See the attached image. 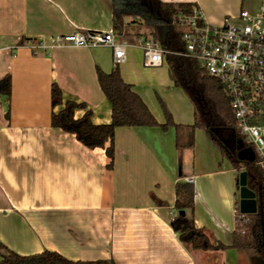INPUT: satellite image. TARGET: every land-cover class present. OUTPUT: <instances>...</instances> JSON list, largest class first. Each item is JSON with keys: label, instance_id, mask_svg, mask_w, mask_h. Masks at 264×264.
<instances>
[{"label": "crops", "instance_id": "crops-1", "mask_svg": "<svg viewBox=\"0 0 264 264\" xmlns=\"http://www.w3.org/2000/svg\"><path fill=\"white\" fill-rule=\"evenodd\" d=\"M162 1L197 5L211 26L242 9L258 13L262 2ZM131 21L125 18L127 25ZM92 31H114L112 0H0V79L12 77L9 119L0 97V242L19 255L49 250L72 261L251 264L235 249H189L173 230L175 185L192 178L196 228L208 231L216 245L232 243L240 203L237 174L203 130H196L193 146L179 151L175 129L118 128L109 169L104 149H89L74 135L52 128L51 115L60 110L51 105L54 83L65 100L85 103L96 125L111 122L97 71L115 68L113 51L65 47L35 55L21 42ZM126 42L131 45L118 65L124 81L160 123L165 118L155 90L166 96L176 124L192 125L193 104L173 87L166 62L148 68L137 46L143 40Z\"/></svg>", "mask_w": 264, "mask_h": 264}, {"label": "trees", "instance_id": "trees-1", "mask_svg": "<svg viewBox=\"0 0 264 264\" xmlns=\"http://www.w3.org/2000/svg\"><path fill=\"white\" fill-rule=\"evenodd\" d=\"M114 31L121 41L137 42L153 40L165 52V62L169 68L173 87L182 90L194 107L192 125H178L173 120L166 103L158 97L163 111L164 122L160 123L149 110L133 86L124 81L118 65L110 73L97 71L99 86L111 105V122L96 125L92 111L83 102L65 100L61 88L51 86L52 128L74 135L89 149H104L110 159L112 169L115 159V132L118 128H160L166 132L175 129L176 146L179 151L194 144L195 132L201 129L210 143L219 150L223 159L230 162L237 174L246 171L248 188L256 194L257 213L243 215L237 200L235 210L236 229L232 243L216 245L211 234L198 229L194 221L195 188L192 183L178 181L175 185V209L182 215L173 221V230L179 234L183 245L200 251H224L235 249L245 254L251 264H264V165L255 147L248 144L237 129L233 111L224 88L219 80L209 76L200 63L183 55L186 51L182 40L184 28L174 23L180 13H190L191 3L164 2L162 0H112ZM143 20L146 33L129 31L125 18ZM25 42V41H24ZM21 42V43H24ZM0 97L5 99L10 117L12 98V77L0 79ZM78 110H85L82 117L76 118ZM184 132L186 135H184ZM186 137V138H185ZM157 204L162 202L154 199ZM0 264H116L113 260L72 261L61 254L46 250L42 253L23 256L10 251L0 242Z\"/></svg>", "mask_w": 264, "mask_h": 264}, {"label": "built area", "instance_id": "built-area-1", "mask_svg": "<svg viewBox=\"0 0 264 264\" xmlns=\"http://www.w3.org/2000/svg\"><path fill=\"white\" fill-rule=\"evenodd\" d=\"M174 23L184 28L182 40L186 51L183 55L197 60L209 76L220 81L238 131L255 147L264 165V0L258 13L242 9L238 16L225 18L220 26L207 24L197 6H192L190 13L178 14ZM116 37L115 31L76 32L27 40L23 45L35 55L65 47H108L113 51L115 64L119 65L131 44ZM137 46L143 51L146 67L164 64L165 52L157 42L147 40ZM187 182L192 183L193 179ZM177 217L178 213H173L172 221Z\"/></svg>", "mask_w": 264, "mask_h": 264}, {"label": "water", "instance_id": "water-1", "mask_svg": "<svg viewBox=\"0 0 264 264\" xmlns=\"http://www.w3.org/2000/svg\"><path fill=\"white\" fill-rule=\"evenodd\" d=\"M248 174L246 171H243L239 174V210L243 215H252L256 214L258 207L256 201V194L248 188ZM183 212H180L179 215H182Z\"/></svg>", "mask_w": 264, "mask_h": 264}, {"label": "rangeland", "instance_id": "rangeland-1", "mask_svg": "<svg viewBox=\"0 0 264 264\" xmlns=\"http://www.w3.org/2000/svg\"><path fill=\"white\" fill-rule=\"evenodd\" d=\"M132 20H134V21H131L130 22V24H129V26H131L130 28L133 29V31H138V32H140L142 34H145L146 33V29L144 28L143 20L140 19V18H132ZM214 27H216V26H214ZM177 90H179L180 92H182L186 96V94L182 90H180V89H177ZM155 92H156L155 93V102L157 103L156 104L157 105V108H158L159 112L161 114H163V111H162L161 106H160L159 101H158V97H160L166 103V105H167V107L169 109V105H168L167 100L165 98L166 96H164V94H161L159 92V90H157V91L155 90ZM171 101H172V107H173L174 106V103H175V100L174 99L173 100L171 99ZM246 262L248 263V261H246Z\"/></svg>", "mask_w": 264, "mask_h": 264}]
</instances>
